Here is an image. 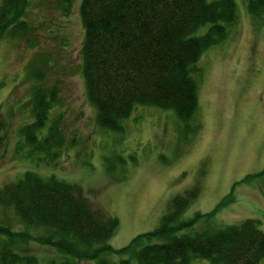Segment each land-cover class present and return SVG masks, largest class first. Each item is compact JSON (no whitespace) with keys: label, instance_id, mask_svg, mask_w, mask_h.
Returning a JSON list of instances; mask_svg holds the SVG:
<instances>
[{"label":"rangeland","instance_id":"obj_1","mask_svg":"<svg viewBox=\"0 0 264 264\" xmlns=\"http://www.w3.org/2000/svg\"><path fill=\"white\" fill-rule=\"evenodd\" d=\"M79 2L29 0L23 17L30 32L0 41V187L30 170L78 183L89 202L117 217L118 225L106 239L113 247L156 226L172 196L198 180L197 198L179 218L217 209L182 230L250 217L264 230V176L244 180L264 167V10L252 16L249 0H235L237 20L226 26L221 41L202 50L192 71L197 83L193 119L184 124L173 109L135 104L121 130H109L99 127L95 108L85 97ZM208 25L192 34L199 36ZM37 87L51 102L39 134L46 135L52 125L60 138L47 150L27 142L20 132L34 119ZM5 214L14 228L22 229L13 208ZM31 232L42 229L32 227ZM25 245L41 263L69 256L34 239ZM103 255L116 263L127 257L119 252ZM190 264L211 261L192 255ZM255 264H264V255Z\"/></svg>","mask_w":264,"mask_h":264},{"label":"trees","instance_id":"obj_2","mask_svg":"<svg viewBox=\"0 0 264 264\" xmlns=\"http://www.w3.org/2000/svg\"><path fill=\"white\" fill-rule=\"evenodd\" d=\"M28 2L0 0V41L4 36L19 38L30 32L23 17ZM234 2L80 0L81 74L85 97L95 108L99 127L121 130L135 104L173 109L184 124L193 119L197 83L192 71L197 69L202 50L221 41L226 26L237 20ZM247 7L250 15L258 17L264 0H249ZM203 24L209 25L202 34H192ZM37 90L34 119L20 132L27 142L47 150L52 142L60 143V138L52 125L46 128V135L39 134L51 102ZM3 128L0 113V132ZM2 138L0 133V145ZM22 174L17 181L0 187V264H78L76 260L86 258H92V264H190L192 255L209 258L211 264H255L264 255V230L253 217L184 231L199 215L217 209L179 218V212L197 198L200 180L172 196L156 226L138 231L123 246L113 247L106 239L114 233L117 217L89 202L78 183L38 176L31 170ZM259 175L264 176V167L244 180ZM262 183L264 192V178ZM10 208L22 229L7 221L5 211ZM37 226L42 233L31 232ZM33 239L69 256L41 263L26 249L25 243ZM104 252L127 257H119L116 263Z\"/></svg>","mask_w":264,"mask_h":264}]
</instances>
